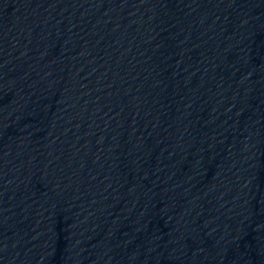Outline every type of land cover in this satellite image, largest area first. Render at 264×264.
<instances>
[{"label": "water", "instance_id": "95a60500", "mask_svg": "<svg viewBox=\"0 0 264 264\" xmlns=\"http://www.w3.org/2000/svg\"><path fill=\"white\" fill-rule=\"evenodd\" d=\"M164 264H264V15Z\"/></svg>", "mask_w": 264, "mask_h": 264}]
</instances>
